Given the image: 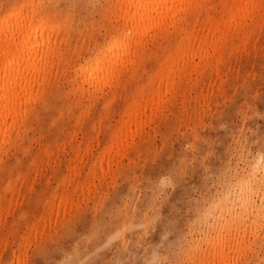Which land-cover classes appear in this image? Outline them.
I'll list each match as a JSON object with an SVG mask.
<instances>
[{"label": "rangeland", "instance_id": "374dc122", "mask_svg": "<svg viewBox=\"0 0 264 264\" xmlns=\"http://www.w3.org/2000/svg\"><path fill=\"white\" fill-rule=\"evenodd\" d=\"M17 1L18 0H0V13L3 12L4 9L6 10L7 7H10L14 3H17ZM47 1L42 0L47 11L49 6V12L51 13L53 12V14H56L58 17L62 16V18L64 19L68 18V21L66 19L65 22L66 23L68 22L67 26L69 25L68 27H70L71 29L69 30V36H70L69 40L74 39L72 40L73 42L71 40L69 41L72 44L69 47L70 50H72L74 46H80L81 44L87 45L86 47L85 45H83V48L80 50L81 54L79 57L80 59L78 61L83 59L82 56L87 54L86 53L87 51L84 48H87L89 46L88 49L90 50L95 43L99 42L98 44H100V42L101 43L103 42L104 38L106 37L105 28L109 26V23L106 24V22H110L111 20L110 19L111 17L109 16L110 12L108 9L109 0H47ZM49 2L51 3L49 4ZM52 3L54 5L57 4L55 6L56 8L53 6ZM68 11L70 13H68ZM108 16H109V20H108ZM71 17H73L72 18L73 21ZM101 20L102 21L104 20L103 23ZM71 27L74 29H72ZM87 30L89 32H87ZM90 31H92L93 33H90ZM86 32L89 34H87ZM85 35H87V37ZM252 37L254 38V40ZM252 37L249 39L250 41L248 40L245 43L244 42L240 43V44H245V46L238 44L239 48L236 47L238 48V50L236 48H234L235 50L234 49L231 50L228 48H227L228 51L225 50L224 52L225 57L223 56L222 58L223 60L221 61L218 67V69L220 68V70L217 69L212 71L210 69L209 70L207 69L205 71L207 73L204 72L201 73L200 75L196 74L195 72H192L190 75L187 76V78L188 77L189 78L188 79L186 78V80L182 82L181 86L175 92H173L172 94H168L165 97L166 98L165 102L160 106V108L156 110L152 109L153 114H151L150 116H149L150 108L147 107L145 115L142 116V119L144 118L143 120L145 121L143 123L144 125L142 124L140 128L139 127L136 128L135 126H132L131 128L133 132L132 147L131 146H129L130 148L125 147L126 149L125 148L122 149L116 155L114 154L115 151L114 148L112 152L113 156L111 155L110 157H108L109 159H107V156L105 155L104 159L100 163L98 162L100 160L98 158H100L99 156L102 153L103 148H105L106 145L109 144L110 133L118 127L119 125L118 121L122 119L121 117L122 110L120 109L121 108L123 109L126 100L130 98L131 93H133L135 84L137 83H138L137 85L143 84L148 76V72L152 70H156L158 68V65L153 59H151L150 61H146L143 64L145 72L144 73L142 72L143 74L142 78H141L142 75L141 74L137 79L138 82L136 80L130 81L131 84L130 82H128L125 91H123L122 89L116 90L115 93H113L114 95H112V98H110L111 102L109 106L105 105L108 99H106V97H103L102 99L101 96H99L97 100L93 101L94 104L93 102L92 103L89 102L86 96H84L81 99V104L79 103L76 105L75 103L78 97V93H73L69 91V94L68 92L64 94V91H68L70 89V79L71 76L73 75L72 66H68L67 68H65V72H64L65 76L64 73L60 75L59 87H57L60 90L61 95L60 96L50 95L48 97V103H49L48 106L50 105L49 109L47 108L48 106H45L47 109L45 107L38 108L36 118L32 121L31 123L32 125L28 127L27 132L25 131L23 138L20 139L17 147L12 148L8 152V154L4 155V157L0 160V167H1L0 168V174H1L0 175V184H1L0 185L1 186L0 187L1 190L0 191V205H1L0 206V214H1L0 215V245H1L0 250L2 251V252L0 251V255H1L0 264L1 263L9 264L10 261H12L13 264H67V263L68 264L71 263L72 264L73 263L74 264H127V263L128 264H150V263L151 264H195L198 261L197 259L198 257L196 256L197 257L196 258L195 256L192 255V251H193L192 249L200 248L199 246L200 244H198L199 242L200 243L202 242L201 250L202 248L205 249L206 248L205 244H203V242H205L204 240H206L205 238H207L208 235L209 238L211 236H214L215 232L218 230L220 225L224 223V221H222L223 220L222 218L224 217V215L225 218L228 217L226 212L227 211L226 207L227 205L230 206L231 201L233 200L234 195L238 190V184H239L238 182H240L241 177L243 179L247 178L246 174L249 173L248 171H250L251 165H253L256 160H259L258 158H260L259 161L260 167L262 166L261 163H264V155H263L264 154V22L261 28L255 29L254 34H252ZM90 40H91V45H90ZM160 41H161L160 38L154 39V41L152 40L151 48L157 50V44L160 43ZM240 50L242 51L240 52ZM243 54H245V57ZM230 58L233 59L231 63H230L231 60ZM226 61L227 63H225ZM199 77H201L200 79L202 80H199ZM65 79H67V81ZM195 79L198 81H195ZM189 80H191L192 82H190ZM216 84L217 85L219 84L218 87ZM62 93L64 95H62ZM175 101L177 103H175ZM54 104L57 106V108L62 106L63 109L62 108L59 110L56 109V106ZM88 104L90 106L86 108V105ZM195 105L198 107H196ZM160 109L162 112L160 111ZM68 111L70 112L68 113ZM102 111H105V113ZM60 114L62 116L61 118L59 117ZM70 114L72 115V117ZM80 114L83 115V117L80 116ZM100 116L102 117L101 119H99ZM56 117H59V119ZM152 117L153 119H151ZM99 120L100 122H97ZM36 121H38V123L41 124L39 125ZM74 122H76L77 124L76 123L73 124ZM111 124L113 127L111 126ZM71 125H74L75 127ZM49 131L51 134L49 133ZM136 131L139 133H137ZM73 133L77 136H75ZM64 134L67 135L65 136ZM50 135H52L53 137ZM56 136H58V138ZM42 137L43 139H41ZM37 138H39V140ZM128 140L131 139L129 138ZM61 141L63 143H61ZM76 143L77 146L79 145L80 147L79 154L78 152L77 154L75 152ZM52 144H54L56 148H54L55 146ZM41 145L43 148L41 147ZM73 146H74V150H72ZM46 150H48V153L45 154ZM42 152H44V155L46 156H44ZM94 154L96 156H94ZM259 154H261V156ZM256 155L257 157H255ZM39 157L42 159H40ZM34 158L35 160H33ZM94 159H95L94 164L90 165L89 163L92 161L91 162L92 164ZM34 161L36 162L34 163ZM76 161H78L77 164H75ZM86 165L88 166L85 167ZM68 166L70 169L68 168ZM72 167H74V170ZM76 167L79 168V172ZM260 167L258 169L259 171L258 173L259 175L257 174L258 177L262 173L263 167L261 168ZM44 168L46 170H44ZM67 168L69 171L67 170ZM90 169H92L93 173L90 172ZM77 173H79V175H77ZM61 174H63L64 176H62ZM82 176H85L86 178ZM64 177L66 181L63 180ZM66 177H68V179ZM92 177H94L93 178L94 180L92 179ZM60 178H61V182L64 181V184L60 183ZM165 178L167 180L162 181ZM13 179L15 181L13 182L15 186L12 190H8L6 188V184L8 183V180L13 181ZM101 179H103L102 182ZM1 180L3 181L1 182ZM232 180L234 182V185ZM86 181H88V183ZM86 183L88 186L86 185ZM56 184L58 187L56 186ZM62 185L64 186L62 187ZM74 187H76V189ZM2 188H4L3 191L6 188V191L3 192ZM30 189L31 191L29 192ZM70 190L73 192H71ZM54 191L57 194V196L56 194H54ZM78 191H80L79 194L77 193ZM47 193L48 196L46 195ZM223 194L225 195V198ZM4 195L6 196L4 197ZM60 197L62 199L63 197L64 198L68 197V198L66 202L64 201L65 203L64 202L59 203L58 201ZM8 198H10L9 202H8L9 200ZM52 199L55 203L51 201ZM81 199L83 200V202ZM3 201H5V203ZM43 202H45L46 204ZM47 202L49 204H47ZM222 202L225 203L224 206ZM257 202H259V200ZM50 203L52 204V206H50L49 208ZM54 204H55V208H54ZM214 205L216 206V209L215 208L212 209ZM23 206L26 207H24V209L21 211ZM111 208L115 210L113 211L109 210ZM50 209L53 212L52 215L53 218L51 217L52 212ZM153 210H155V212ZM208 210L210 211L205 212ZM42 211L43 212L45 211L46 215ZM49 211L51 213H49ZM261 211L257 213V219H259V223L258 220H256L254 224L251 223L249 220L246 221V224L244 223L247 226L246 228L247 231H250L252 228L255 229V236H252L246 232L247 234H249L248 245L250 247V250L246 249L244 252H242L243 255L241 254L239 260L236 263L235 261L238 258H234L233 260H231L230 261L231 264H255V263L263 264L264 204ZM20 213L23 216L21 215L19 216ZM217 214L220 215H218L217 217ZM41 215L42 216L44 215V217L46 218H43ZM145 215L146 218L144 217ZM202 216H205L204 217L205 219ZM262 216L263 218L261 219ZM102 217L106 219L102 220ZM110 217H112V219H110ZM149 217L152 220H150ZM214 218L218 219L217 222ZM100 220H102L103 222H101ZM124 220L125 222L123 223ZM148 220L151 222H149ZM202 220H204L205 223ZM199 221H200V226L198 225ZM44 222L46 223V225ZM209 222L211 223V225H209ZM132 223L133 225H131ZM34 225L35 227H33ZM99 225L101 226V228H99L100 227ZM214 226L216 227L215 229ZM243 226H241V229ZM13 227L15 232L13 231ZM140 227L142 228L140 229ZM199 227H201V229ZM29 228H31L32 231ZM40 229L41 231H39ZM144 230H146V232ZM47 231L49 232L50 237H48ZM4 232L6 234H4ZM23 232L25 234H23ZM29 233L31 234V236L29 235ZM94 233L96 235H94ZM117 233H119L118 236ZM147 233L150 234L147 235ZM203 234L205 235V237H203L204 236ZM110 236L116 237L117 240L116 238L114 239V237L112 240ZM28 237H30V239L28 240V242H26ZM199 237L202 240H199ZM260 238H262V240H259ZM108 242H110L109 245ZM259 243H261L260 247H259ZM193 244H195V246L197 244V247L195 248ZM15 255L17 257H15ZM78 256L80 259H78ZM187 256H189L192 261ZM192 258H194V260ZM12 263L10 262V264Z\"/></svg>", "mask_w": 264, "mask_h": 264}, {"label": "bare ground", "instance_id": "6f19581e", "mask_svg": "<svg viewBox=\"0 0 264 264\" xmlns=\"http://www.w3.org/2000/svg\"><path fill=\"white\" fill-rule=\"evenodd\" d=\"M50 3L51 2H49V4ZM56 5L57 4H55V5L53 4L54 7ZM108 5H109L108 9H109V12H110L109 16L111 17L110 18L111 20H110V22H106V24L109 23V26L107 28H105L106 37L104 38L102 43L101 42H100V44H98L99 42L95 43L90 50L88 49L89 46L87 48H84L87 51L86 52L87 54L82 56L83 59H81L80 61H78L80 59L79 57H80V54H81L80 50L83 48V45H85V44H81L80 46H74L73 49L70 50L69 47L72 44L69 42L71 40V39L69 40V37H70L69 36V30H71V29H70V27H68L69 25L67 26L68 22L67 23L65 22L66 19L68 21V18L64 19V18H62V16L58 17L56 14H53V12L52 13L49 12V6H48V11H47V9H46L44 3L42 2V0H20V1L18 0L17 3H14L10 7H7L6 10L4 9L3 12L0 13V160L4 157V155H7L8 152L12 148H16L17 147V145L19 144L20 139L23 138V135H24L25 131L27 132L28 127H30L32 125L31 124L32 121L36 118L38 108L39 107L48 106V104H49L48 103V97L50 95H56V96H60L61 95V92H60V90L57 87H59L60 75L65 72V68H67L68 66H72L73 75L71 76V79H70V89L68 91H64V94L66 92H68V94H69V91H71L73 93H78V97H77L76 103H75L76 105L79 104V103L81 104V99L84 96H86L88 101L91 102V103L93 101L97 100V98L99 96H101L102 99H103V97H106V99H108V100L106 101L105 105L109 106V104L111 102L110 98H112V95H114L113 93H115L116 90L122 89L123 91H125L126 90V85H128L127 84L128 82L134 81V80L137 81L138 77L142 74V72L143 73L145 72L143 64L146 61H150L151 59H153L156 62V64L158 65V68L156 70H152V71L148 72V76H147V78H146V80H145V82L143 84H141V85H137L138 83L135 84V87L133 89V93H131V96L129 95L130 98L128 100H126V103L124 104L123 109L119 108L120 110H122L121 111L122 112L121 113L122 114L121 115L122 119L120 121H118L119 125L114 131L111 132V130H110L111 133H110V136H109V144L108 145L104 144V145H106V147L103 148V151H102V153L99 156L100 158H98V159H100L98 161L100 163L104 159L105 155L107 156V159H109L108 157H110L112 155V152H113L114 148H115L114 154L116 155L122 149H124L125 147L126 148L129 147V146L132 147V144H133V132H132L131 128H132V126H135L136 128L137 127L140 128V126L145 122L143 120L144 118L142 119V116L145 115L147 107L150 108V114H149V116H150L151 114H153L152 113V109L156 110V109L160 108V106L165 102V99H166L165 97L168 94H172L173 92H175L181 86L182 82L184 80H186L187 76L190 75L192 72H195L196 74L200 75L201 73H204L207 69L208 70L210 69L212 71L213 70H217L218 67H219V64L223 60L222 58L224 56L225 50H227V51H228V49L232 50V49L238 47V44H240L241 42L245 43L246 41H248L252 37V34H254L255 29L256 28H261V26L263 25V22H264V20H263V18H264L263 17V15H264V0H109ZM68 13H70V12L68 11ZM68 13H66V14H68ZM109 16H108V20H109ZM72 18L73 17H71V19ZM72 21H73V19H72ZM103 21H102V23H103ZM76 27H78V26H76ZM72 29H74V28H72ZM89 29H90V27H89ZM78 31H80V30H78ZM81 32H82V30H81ZM87 32H89V31L87 30ZM74 33H75V31H74ZM90 33H93V32L90 31ZM87 34H89V33H87ZM85 36L87 37V35H85ZM253 37H255V36H253ZM157 38H160L161 41H160V43L157 44V50H154V49L151 48V41L152 40L154 41V39H157ZM88 39H89V37H88ZM72 40H74V39H72ZM253 40H254V38H253ZM255 42H256V40H255ZM90 45H91V40H90ZM240 45H244L245 46V44H240ZM86 46L87 45H85V47ZM238 48H236V49L238 50ZM247 48H250V47H247ZM241 51L242 50H240V52ZM234 52H236V51H234ZM228 54H229V52H228ZM243 55L245 57V54H243ZM232 60L233 59L230 60V63H231ZM225 63H227V61ZM218 70H220V68ZM70 71H71V69H70ZM205 73H207V72H205ZM215 73H217V72H215ZM225 74H227V73H225ZM209 75H210V73H209ZM64 76H65V73H64ZM142 76H143V74L141 75V78H142ZM207 76H204V77H207ZM209 77H211V76H209ZM220 77H221V75H220ZM200 78L201 77H199V80H202ZM220 79H222V78H220ZM65 80L67 81V79H65ZM192 80H194V79H192ZM189 81L192 82L191 80H189ZM195 81H198V80L195 79ZM130 84H131V82H130ZM208 84H209V82H208ZM222 84H224V83H222ZM197 85H198V83H197ZM218 85H217V87H218ZM186 87H187V85H186ZM186 87H185V89H186ZM189 89H190V87H189ZM180 90H182V89H180ZM73 93H72V95H73ZM64 94L62 93V95H64ZM205 95H206V93H205ZM127 96H128V94H127ZM173 97H174V95H173ZM168 98H169V96H168ZM49 99H51V98H49ZM87 99H86V101H87ZM72 100H70V101H72ZM199 100H200V98H199ZM113 101H114V99H113ZM197 102H199V101H197ZM103 103H104V101H103ZM172 103H173V101H172ZM175 103H177V102L175 101ZM56 104H58V103H56ZM83 104H85V103H83ZM93 104H94V102H93ZM179 104H180V102H179ZM49 106L47 107L48 109H49ZM89 106H90L89 104L86 105V108H88ZM164 106H165V104H164ZM68 107H71V106H68ZM196 107H198V106H196ZM61 108H62V106H60L58 108L56 106V109H58V110L61 109ZM169 108H170V106H169ZM99 109H100V107H99ZM109 109H110V107H109ZM160 111H161V109H160ZM69 112L70 111H68V113ZM88 112H89V110H88ZM102 112L105 113V111H102ZM99 113H100V111H99ZM85 114H87V113H85ZM88 115H89V113H88ZM80 116L83 117V115H81V114H80ZM80 116H79V118H80ZM59 117L60 118L62 117L61 114L59 115ZM59 117H56V118L59 119ZM71 117H72V115H71ZM153 117L151 119H153ZM160 117H161V115H160ZM88 118H89V116H88ZM101 118L102 117L100 116L99 119H101ZM158 118H159V116H158ZM78 121H79V119H78ZM156 121H157V119H156ZM156 121H155V123H156ZM36 122L38 123V121H36ZM97 122H100V120L97 121ZM162 122H164V121H162ZM75 123L76 122H74L73 124H75ZM38 124L40 125L41 123H38ZM87 125H88V123H87ZM34 126H36V125H34ZM66 126H68V125H66ZM71 126H74V125H71ZM108 126H109V124H108ZM111 126H112V124H111ZM73 129H75V128H73ZM104 129H103V131H104ZM108 129H110V128H108ZM50 131H49V133H50ZM76 131H78V130H76ZM92 132H93V130H92ZM81 133H82V131H81ZM137 133H139V132H137ZM140 134H141V132H140ZM42 135H43V132H42ZM64 135L66 136L67 134H64ZM95 135H94V137H95ZM144 135H145V132H144ZM50 136H52V135H50ZM69 136H71V135H69ZM75 136H77V135H75ZM79 136H80V134H79ZM56 137L58 138V136H56ZM129 138L131 140H128ZM37 139L39 140V138H37ZM41 139H43V137ZM44 139H45V137H44ZM67 139H68V137H67ZM88 139H90V138H88ZM92 139H93V137H92ZM97 140H98V138H97ZM106 140H104V141H106ZM135 141H136V139H135ZM44 142H46V141H44ZM89 142H90V140H89ZM61 143H63V142L61 141ZM52 145H54V144H52ZM84 145H86V144H84ZM134 145H135V143H134ZM91 146H92V144H91ZM41 147H42V145H41ZM102 147H103V145H102ZM45 148H47V147H45ZM54 148H56V146ZM72 150H74V146H73ZM82 150H83V148H82ZM79 151H80V147H79V145L77 146V143H76V147H75L76 154H77V152L79 154ZM83 152H84V150H83ZM90 152H91V150H90ZM42 153L44 155V152H42ZM46 153H48V150H46L45 154ZM36 155H38V154H36ZM259 155L261 156V154H259ZM44 156H46V155H44ZM44 156H43V158H44ZM47 156H48V154H47ZM94 156H96V155L94 154ZM255 157H257V155ZM40 159H42V158H40ZM79 159H80V157H79ZM95 159H94L92 164H91L92 161L91 162L89 161L90 163L89 162L88 163L90 165H93L94 162H95ZM258 159L259 160H256L254 162V164L251 165L250 171L247 170L249 172V173L246 174L247 178L243 179L241 177L240 182H238L239 183L238 184V190H237L236 194L234 195V198L231 201L230 206H228V205H227V207L225 206L226 210H227L226 212H227L228 217L225 218V215H224V217L222 218L223 219L222 221H224V223L221 224L222 221L220 222L221 225L218 228V230L215 232L214 236H211L209 238V235H208V237L205 238L206 240H204L205 242H203V244H205L206 248L205 249L202 248V250H201L202 242L201 243L199 242L198 244H200L199 245L200 248H197V249L193 248L192 249L193 250L192 251V255L195 256V257L196 256L198 257V258L196 257L198 259V261L195 264H216V263L217 264H231L230 263L231 260H233L234 258H238L236 261L234 260L235 263H236L239 260L242 252H244L246 249L250 250V247L248 245V239H249L248 237H249V234L252 235V236H255V229L254 228H252V229L250 228L251 230L247 231V229H246L247 226L245 224H246L247 220H249L253 224H254V222L256 220H258V223H259V219H257V213H259L261 211V209L263 207V204H264L263 203V200H264V163H261V165H262L261 167H263L262 168V173L258 177V175H259L258 174L259 173L258 169L260 167V165H259L260 164L259 163L260 158H258ZM33 160H35V158ZM37 160H39V159H37ZM66 160H68V159H66ZM40 161H43V160H40ZM51 161H52V159H51ZM35 162L36 161H34V163ZM77 162L78 161H76L75 164H77ZM119 162H120V160H119ZM18 163H19V161H18ZM30 164H31V161H30ZM32 164H33V162H32ZM46 164H47V161H46ZM64 165H65V163H64ZM90 165H89V167H90ZM87 166L88 165H86L85 167H87ZM94 166H96V165H94ZM16 167H17V165H16ZM41 167H42V165H41ZM96 167H98V166H96ZM68 168H69V166H68ZM68 168H67V170H68ZM72 168L74 170V167H72ZM77 169H78V172H79V168H77ZM81 169H82V167H81ZM44 170H46V169L44 168ZM99 170H101V169H99ZM52 171H53V169H52ZM90 172H92V169H90ZM90 172H89V174H90ZM112 172H113V170H112ZM112 172H111V174H112ZM18 173H19V171H18ZM69 173H71V172H69ZM84 173H86V172H84ZM63 174H61V175L64 176ZM77 175H79V173H77ZM107 175H109V174H107ZM10 176H12V175H10ZM65 176H66V174H65ZM82 177H85V176H82ZM88 177H89V175H88ZM32 178H33V176H32ZM66 178L68 179V177H66ZM93 178L94 177H92V179ZM73 179H74V177H73ZM63 180H65V177H64ZM164 180H167V179L165 178L162 181H164ZM2 181L3 180H1V182ZM58 181H59V179H58ZM88 181H86V182L88 183ZM102 181H103V179H101V182ZM13 182H15L14 179H13V181L12 180H8V183L6 184V188L8 190H12L14 188L15 185H14ZM82 182H83V180H82ZM232 182H233V180H232ZM19 183H20V181H19ZM47 183H48V181H47ZM60 183L64 184V181L61 182V178H60ZM87 183H86V185H87ZM104 183H106V182H104ZM235 183H237V182H235ZM153 185H155V184H153ZM233 185H234V182H233ZM56 186H57V184H56ZM63 186L64 185H62V187ZM76 186H77V184H76ZM174 186H175V184H174ZM28 187H29V185H28ZM6 188H5L4 191H3L4 188H2V191L5 192ZM74 188L76 189V187H74ZM233 188H236V187H233ZM18 189H19V187H18ZM38 189H40V188H38ZM84 190H86V189H84ZM30 191H31V189L29 190V192ZM38 191H40V190H38ZM49 191H50V189H49ZM71 192H73V191H71ZM75 192H76V190H75ZM79 192L80 191H78L77 193L79 194ZM38 194H40V193H38ZM54 194H56L55 191H54ZM78 194H76V195H78ZM46 195L48 196V193ZM5 196L6 195H4V197ZM23 196H24V194H23ZM53 196H55V195H53ZM56 196H57V194H56ZM223 196L225 198L224 194H223ZM228 196H230V195H228ZM32 198H34V197H32ZM67 198L63 197V199H62L60 197L58 202L59 203H61V202L63 203L64 201L66 202ZM103 198H104V195H103ZM8 199L7 200L9 202L10 198H8ZM46 199H47V197H46ZM73 199H74V197H73ZM41 200H40V202H41ZM48 200H50V199H48ZM81 200H80V202H81ZM228 200H229V198H228ZM258 200H259V202H257ZM5 201H3V202L5 203ZM51 201H53V199ZM82 202H83V200H82ZM120 202H121V200H120ZM43 203H45V202H43ZM47 204H49V203L47 202ZM222 204H223V206L225 205V203H223V202H222ZM123 205H124V203H123ZM215 205H214V207H212V209L213 208L216 209L217 205L216 206ZM50 206H52L51 203L49 205V208H50ZM6 207H7V205H6ZM14 207H15V205H14ZM24 207H26V206H23L21 211L24 209ZM207 207H206V209H207ZM11 208H13V207H11ZM54 208H55V204H54ZM7 209H8V207H7ZM26 209H28V208H26ZM75 209H76V207H75ZM52 210H53V208H52ZM52 210H51V212H52ZM109 210L113 211L115 209L111 208ZM222 210H223V207H222ZM45 211L44 212L42 211V212L45 214ZM153 211L155 212V210H153ZM209 211L210 210L205 211V212H209ZM51 212L49 211V213H51ZM56 212H57V210H56ZM209 214H211V213H209ZM20 215H21V213L19 214V216ZM28 215H29V213H28ZM52 215H53V212L51 214V217H52ZM218 215H220V214H217V217H218ZM21 216H23V215H21ZM32 216H33V214H32ZM109 216H111V215H109ZM157 216H158V214H157ZM207 216H208V214H207ZM215 216H216V214H215ZM222 216H223V214H222ZM42 217L46 218V217H44V215ZM49 217H50V215H49ZM103 217H102V220L104 219ZM130 217H131V215H130ZM144 217L146 218V215ZM202 217L204 218L205 216H202ZM262 218H263V216L261 217V219ZM110 219H112V217H110ZM23 220H24V218H23ZM65 220H66V218H65ZM102 220H100V221L103 222ZM150 220H152V219L150 218ZM215 220L217 222L218 219L216 218ZM2 221H3V219H2ZM5 221H6V218H5ZM202 221H204V220H202ZM52 222H53V220H52ZM124 222H125V220L123 221V223ZM129 222H131V221H129ZM149 222H151V221H149ZM204 223H205V221H204ZM12 224H13V222H12ZM38 224H39V222H38ZM45 225H46V223H45ZM131 225H133V223ZM198 225L200 226V221H199ZM209 225H211L210 222H209ZM209 225H207V226H209ZM134 226H135V224H134ZM241 226H243L242 229H241ZM14 227H13V231H14ZM33 227H35V225ZM150 227H151V225H150ZM201 227H199V228L201 229ZM99 228H101V226ZM141 228L142 227H140V229ZM215 228L216 227L214 226V229ZM29 229L31 230V228H29ZM51 229H52V226H51ZM30 230H28V231H30ZM39 231H41V229ZM144 231L146 232V230H144ZM213 232H214V230H213ZM246 232L249 233V234H247ZM123 233H124V231H123ZM4 234H6V233L4 232ZM23 234H25V233L23 232ZM37 234H39V233H37ZM118 234L119 233H117V236H118ZM149 234L147 233V235H149ZM29 235L31 236L30 233H29ZM94 235H96V234L94 233ZM17 237H19V236H17ZM23 237H24V235H23ZM48 237H50L49 236V232H48ZM110 237L113 240L114 236H110ZM200 237H199V240H202L203 238L201 237L202 238L201 239ZM203 237H205V235ZM40 238H41V235H40ZM115 238L116 237H114V239ZM262 238H260L259 240H262ZM29 239H30V237H28L26 242H28ZM128 239H129V237H128ZM116 240H117V238H116ZM12 242H13V240H12ZM88 242H89V240H88ZM103 242H104V240H103ZM17 243H18V241H17ZM29 244H30V241H29ZM109 244H110V242H108V245ZM260 244L261 243H259V247H260ZM4 245H5V243H4ZM12 245H13V243H12ZM193 245L195 246V244H193ZM262 245H263V242H262ZM189 247H190V245H189ZM196 247H197V244H196L195 248ZM117 248H119V247H117ZM191 248H192V246H191ZM41 249H42V247H41ZM123 250H124V248H123ZM148 252H150V251H148ZM19 254H20V252H19ZM21 255H22V253H21ZM89 255H91V254H89ZM186 255H187V253H186ZM15 257H17V256L15 255ZM69 257H71V256H69ZM187 257H189V256H187ZM64 258H65V256H64ZM78 259H80L79 256H78ZM192 259L194 260V258H192ZM25 260H26V258H25ZM156 260H157V258H156ZM190 260H191V258H190ZM10 262L12 263V261H10ZM10 262H9V264H10ZM123 262H124V260H123ZM152 262H155V261H152ZM5 263H6V260H5ZM263 264H264V262H263Z\"/></svg>", "mask_w": 264, "mask_h": 264}]
</instances>
